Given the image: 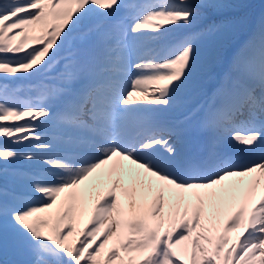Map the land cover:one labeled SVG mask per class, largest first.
<instances>
[{"label": "snow or ice", "instance_id": "1", "mask_svg": "<svg viewBox=\"0 0 264 264\" xmlns=\"http://www.w3.org/2000/svg\"><path fill=\"white\" fill-rule=\"evenodd\" d=\"M241 7L0 2V140L35 149L0 143V235L28 255L19 264H264V13L229 15ZM77 31L64 70L20 101L9 81L47 74ZM205 35L239 39L208 74L193 124L169 110L193 83ZM20 158L42 167L14 170L28 184L9 190L7 165Z\"/></svg>", "mask_w": 264, "mask_h": 264}, {"label": "rangeland", "instance_id": "2", "mask_svg": "<svg viewBox=\"0 0 264 264\" xmlns=\"http://www.w3.org/2000/svg\"><path fill=\"white\" fill-rule=\"evenodd\" d=\"M256 1V0H255ZM258 3L260 2L259 7L257 5L252 6V4H243L244 7H241L242 9L245 8L246 10L248 9H255L256 15L258 14L259 16L264 13V0H257ZM0 2H2V0H0ZM246 2H250V0H246ZM235 11H237L236 9H234ZM233 10V11H234ZM233 13V12H232ZM230 12V14H232ZM248 14V15H247ZM234 16V15H233ZM259 16L257 18H259ZM249 13H243L242 16H239V18L243 19L245 22H247L249 20ZM229 38H233V37H225L222 35H205L201 41H200V52H201V62L200 64L197 65L196 68V72L194 73L193 76V83L185 90L184 93V99L181 103H179L178 105L174 106L172 109L169 110V115L172 118H179L182 117V115L191 112L192 116H193V120L192 123H195V119H196V107L198 104L203 103V96L201 93V89H206V88H210V86L208 85L209 82L207 80V76L210 73H219L221 72L218 67H216V63H219L222 58L224 57V53L226 52V50H228L230 48V54L232 49V44H230V41L228 42ZM81 40V34H75L72 36V38L69 40V42L64 46L63 51L57 56L56 60L53 62V64L51 65L50 69L48 70L47 74L45 73H41V75L43 77L46 76H52L55 77L57 76L60 72H62L64 70V66L66 61L64 60L65 57L70 56L73 54L74 52V47H73V40L76 41L77 45H79V40ZM162 47L164 46L163 44L161 45ZM216 53H220L219 57L216 59L217 61H213V59L215 58V54ZM61 60L63 61V65H58L56 61ZM19 81V80H18ZM18 81H11L12 83H16ZM37 82H31L30 85L35 84ZM23 88H20L19 90V94H21V92H23ZM32 93L28 92L29 96L32 95V97H35L34 94V90H32ZM36 93V92H35ZM18 95V93H17ZM136 98H144V99H148L150 100V98H145L143 93L138 92L136 94ZM47 134L48 136L51 138L52 136L55 135V130L51 127L48 126L47 127ZM0 143H6L9 144V146H13L10 145L9 142L7 141H0ZM229 147L231 149V151L234 154V159L237 162H241V160L243 159L244 162H246V159L248 158L247 155L245 156L246 158L238 155V152L233 149L236 148L237 146H235L234 144H232L230 141H228ZM13 147H16L18 151H28V150H32L35 151V149L30 148L29 144H23V145H14ZM238 148V147H237ZM261 155H264V153H262ZM71 162V161H68ZM3 164V162H0ZM12 164H15V166L11 167ZM3 165L0 164V167H2ZM18 167V168H15ZM42 167L41 163L39 161H28L25 159H17L14 162L12 161L11 163H9L7 165V168L9 169L8 172V178H7V185H11V187L17 191H22V190H26L28 181L22 177L19 176H13V171L14 170H21L24 169L23 172H32L35 170H38ZM47 175L52 178L56 175V171H48ZM4 179L3 177H0V183H4ZM103 185L100 186V188L98 190L102 191L103 190ZM9 188V187H8ZM12 189V190H13ZM87 217V215H85L80 223L78 224V227H82L84 222L86 221L85 218ZM5 239H10V238H14L13 235L11 234V232L8 233V235L6 237H4ZM7 258H9L7 256ZM5 264V262L3 263Z\"/></svg>", "mask_w": 264, "mask_h": 264}, {"label": "trees", "instance_id": "3", "mask_svg": "<svg viewBox=\"0 0 264 264\" xmlns=\"http://www.w3.org/2000/svg\"><path fill=\"white\" fill-rule=\"evenodd\" d=\"M239 2L245 5L247 3L246 0H239ZM243 13H249V11L246 12V10H244ZM243 13H241L239 16H242ZM235 16L237 17V15ZM215 57L217 56L215 55ZM23 102L27 101L23 100ZM7 256L9 258H7ZM28 258V255L22 252L16 246L14 238L5 239L3 235H0V264H3L4 262L5 264H19L20 261L26 260Z\"/></svg>", "mask_w": 264, "mask_h": 264}, {"label": "bare ground", "instance_id": "4", "mask_svg": "<svg viewBox=\"0 0 264 264\" xmlns=\"http://www.w3.org/2000/svg\"><path fill=\"white\" fill-rule=\"evenodd\" d=\"M233 149H235L238 152V155H240L242 157H244L246 155H247V157H249V155H250L249 152L247 151V149L244 148L243 146L238 147V148L236 147V148H233ZM258 151H261V148H257L255 150V156H257V157H258V155H257L258 154ZM244 158H246V157H244ZM239 163H244L243 159ZM85 220H87V217L85 218Z\"/></svg>", "mask_w": 264, "mask_h": 264}]
</instances>
